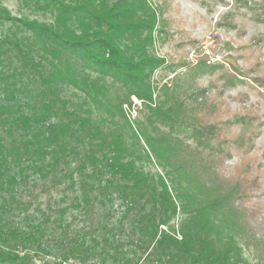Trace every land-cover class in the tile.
Instances as JSON below:
<instances>
[{
  "label": "trees",
  "instance_id": "1",
  "mask_svg": "<svg viewBox=\"0 0 264 264\" xmlns=\"http://www.w3.org/2000/svg\"><path fill=\"white\" fill-rule=\"evenodd\" d=\"M24 2L53 12L54 20L18 17L0 7V23L17 30L0 37V195L7 191L17 201L16 189L32 175L48 194L70 178L69 186L76 187L70 206L86 216L97 204L106 206L111 189L126 210L116 224L101 221L99 235L92 223L71 235L63 228L69 224L45 209L28 213L30 201L18 202L24 215L15 219L11 200L3 196L1 211L7 215L0 212V264H35L19 252L18 242L41 248L52 222L64 229V238L56 239L64 261L100 256L101 264L110 259L114 264H233L243 260L236 237L264 258V242L252 232L245 205L259 176L251 175L248 164L236 175L218 170V161L231 155L228 131L235 119L224 118L219 106L211 108L209 89L196 84L210 62H168L156 53L157 32H164L166 22L161 6L152 0ZM162 69L172 76L155 80ZM220 79L230 85L258 80L264 86V76L252 79L240 70L223 72ZM66 85L110 118L123 117L134 138L144 140L147 157L172 173L178 185L138 167L141 157L123 132H106L90 111L72 107L63 95ZM134 96L144 119L132 127L124 105L131 108ZM69 208L57 210L64 216ZM179 212L188 220L177 230L169 222Z\"/></svg>",
  "mask_w": 264,
  "mask_h": 264
},
{
  "label": "rangeland",
  "instance_id": "2",
  "mask_svg": "<svg viewBox=\"0 0 264 264\" xmlns=\"http://www.w3.org/2000/svg\"><path fill=\"white\" fill-rule=\"evenodd\" d=\"M113 1V0H112ZM156 2L163 11L166 20L162 32H157L155 51L158 55L166 57L168 62L189 61L196 63L198 59L210 62L208 70L197 76L200 87L209 89V95L213 98L211 108L219 106L225 112L224 118L235 119L228 131L229 149L231 155H226L223 161H218V170L225 175L238 173L248 164L251 167V175L259 176L258 185L252 189L251 199L245 203L251 212L254 234L264 242V86L258 80L237 81L235 84L224 82L220 79L223 72L233 73L244 71L249 77L264 76V0H152ZM0 7L18 17H28L39 21L51 23L54 20V13L49 10H41L29 7L24 0H0ZM16 32V27L10 22L0 23V37L6 33ZM19 35H26L32 38L29 31ZM7 45H15L8 42ZM95 76V74H93ZM167 75V76H166ZM162 76L164 80L172 76L164 70H157L154 79ZM64 98L70 100L72 107L77 108L83 114L91 112L93 122L95 121L106 132L109 130L122 131L126 143L131 145L137 156L136 163L144 172L151 176L165 175L171 186H177L172 173L166 174L164 169L155 158L147 157V148L143 146L144 140H137L133 136V129L121 116L110 118L108 113L97 109L85 99L84 93L72 85L64 86ZM86 100V101H85ZM134 104L131 108L124 105L128 120L132 127H135L136 120L144 119L141 101L133 97ZM136 104V105H135ZM135 121V122H133ZM136 139V140H135ZM245 139L242 146V141ZM138 141V142H137ZM240 168V169H239ZM76 173L74 179H76ZM38 178L32 175L28 184L19 186L16 189V199L13 201L7 191L0 195V212L3 213V196L11 200L15 213V219L23 217L22 207L18 202L27 204L32 202L28 213L37 214V208L41 207L50 213L51 218L69 225L68 232L72 235L76 231L81 233L90 228L91 223L95 225L96 234H100V222L107 220L112 224L118 223L125 213L126 205L117 191H107L109 195L106 206L97 204L92 215L86 216L84 210L70 206L71 199L76 195V187L71 188L70 178L63 179V183L53 189L50 194L43 192L38 183L33 182ZM173 180V181H172ZM174 190V189H173ZM175 191V190H174ZM176 192V191H175ZM69 206V211L60 216L57 209ZM150 205L147 206L149 209ZM111 212L109 216L107 213ZM5 216L6 213H3ZM188 220V215L179 212L172 218L169 224L175 229H180ZM66 222V223H65ZM130 219L125 220L126 229L129 228ZM153 224V221H149ZM168 227V224H167ZM62 227L55 223L48 224V240L44 241L41 248L33 243L18 242V250L27 259L35 264H101V257H91L86 262L76 257H69L67 261L62 259L63 247L56 242L57 238L63 237ZM153 233L157 230L152 225ZM93 233V230H92ZM91 235L87 232V237ZM242 247L243 260L233 264H264L261 255L244 244L243 240L236 237ZM106 264H114L110 259Z\"/></svg>",
  "mask_w": 264,
  "mask_h": 264
}]
</instances>
